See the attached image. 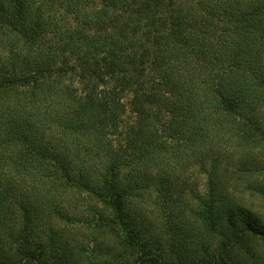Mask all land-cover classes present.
I'll return each mask as SVG.
<instances>
[{"label":"trees","instance_id":"1","mask_svg":"<svg viewBox=\"0 0 264 264\" xmlns=\"http://www.w3.org/2000/svg\"><path fill=\"white\" fill-rule=\"evenodd\" d=\"M0 264H264V0H0Z\"/></svg>","mask_w":264,"mask_h":264},{"label":"rangeland","instance_id":"2","mask_svg":"<svg viewBox=\"0 0 264 264\" xmlns=\"http://www.w3.org/2000/svg\"><path fill=\"white\" fill-rule=\"evenodd\" d=\"M57 5H58V6H59V5L61 6V4H60L59 2L57 3ZM215 100H216V99L214 98V103H215Z\"/></svg>","mask_w":264,"mask_h":264}]
</instances>
